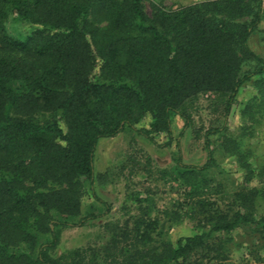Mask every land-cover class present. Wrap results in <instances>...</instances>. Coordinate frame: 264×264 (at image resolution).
<instances>
[{
    "label": "trees",
    "instance_id": "obj_1",
    "mask_svg": "<svg viewBox=\"0 0 264 264\" xmlns=\"http://www.w3.org/2000/svg\"><path fill=\"white\" fill-rule=\"evenodd\" d=\"M144 3L0 0V264H225L223 238L243 227H252L264 248V216L256 213L264 188L239 191L233 213L208 211L204 197L219 167L210 136L221 138V150L242 166L247 183L256 176L244 146L248 129L239 140L228 119L251 81L258 94L243 114L256 122L264 110V59L249 45L264 19V0H212L169 11L154 6L150 16ZM11 18L35 30L14 37L7 28ZM203 93L219 100L223 125L205 134L203 166L184 165L177 144L169 176L184 185L186 198L180 210L165 212L159 239L141 218L92 250V259L82 250L52 256L60 228L100 218L92 214L71 224L55 217L80 216L83 181L94 192L101 177L94 165L99 141L129 128L155 145L163 135L167 141L158 147H170L172 117L184 120L183 135ZM147 116L149 127L137 128ZM258 177L264 179V168ZM186 218L198 220L199 234L175 244L164 238L168 221ZM41 234L50 241L39 245Z\"/></svg>",
    "mask_w": 264,
    "mask_h": 264
},
{
    "label": "rangeland",
    "instance_id": "obj_2",
    "mask_svg": "<svg viewBox=\"0 0 264 264\" xmlns=\"http://www.w3.org/2000/svg\"><path fill=\"white\" fill-rule=\"evenodd\" d=\"M205 1L212 0H145L144 7L150 16L154 6L169 11ZM7 28L10 35L18 38L25 37L35 30L33 26L13 18L9 20ZM249 45L264 59V19L259 31L251 36ZM257 94L254 82L244 85L228 119V128L235 138L240 140L242 128L248 129L249 134L244 137V146L250 151V168L256 171V176L252 182L247 183L242 166L235 158L221 150V138L210 136L219 165L211 171V194L204 196L208 201L207 210L210 212L233 213L234 196L239 191L253 186L264 188V179L258 177L259 170L264 168V110L256 113V122L243 114L247 104L253 101ZM192 107V125L183 135L184 120L179 116L172 117L174 142L170 147H158L157 144L167 141L163 135L155 139V145L129 128L114 138L99 141L94 165L96 175L101 177L97 178L94 184V192L88 182L83 181L84 194L80 216L65 218L55 214V217L71 224L78 223L81 218L92 214L100 218L87 222L83 227L60 228V244L52 256L65 257L69 252L82 250L87 258L92 259V250L104 248L115 231H123L126 226H133L135 221L141 218L149 221L154 230L153 237L159 239L156 233L163 231L165 212L180 210L186 198L184 185L169 176L179 157L177 144H180L184 165L203 166L206 162L205 134L210 129L223 125L224 110L215 95H199ZM151 122V117L147 116L137 128H148ZM95 195L110 206L109 213H106L105 207L96 200ZM256 213L258 216H264V199L257 201ZM199 214L201 217L202 212L199 211ZM201 230L202 226L195 218H186L180 223L168 221L165 224L164 238L175 244L179 238L194 236ZM50 238L48 234H41L39 245L49 242ZM223 239L227 240L223 255L225 264H264L263 244L252 227L240 228L231 237ZM22 248L29 250L27 244H23ZM32 253L36 256L38 249Z\"/></svg>",
    "mask_w": 264,
    "mask_h": 264
}]
</instances>
